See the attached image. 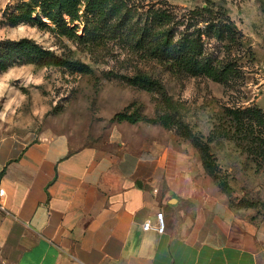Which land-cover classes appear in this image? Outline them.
I'll return each instance as SVG.
<instances>
[{
  "label": "rangeland",
  "instance_id": "obj_1",
  "mask_svg": "<svg viewBox=\"0 0 264 264\" xmlns=\"http://www.w3.org/2000/svg\"><path fill=\"white\" fill-rule=\"evenodd\" d=\"M26 1L0 0V42L31 38L86 63L92 72L15 61L0 73L2 129L66 134L71 142L88 145L119 134L130 141L154 137L189 153L191 165L203 166V153L184 135L186 127L210 148L220 188L231 206L242 214H264V0H131L139 11L154 5L167 8L178 33L189 25L200 26L206 32L204 58L215 67L214 75L164 70L124 38L107 39L91 51L60 35L53 25H14L12 19L22 13ZM202 7L207 11L196 14ZM203 19L212 21L209 29ZM78 33H83V25ZM138 69L163 81L172 102L170 127L147 120L165 105L161 93L124 78ZM123 112L146 119L119 118ZM241 114L239 122L236 115Z\"/></svg>",
  "mask_w": 264,
  "mask_h": 264
},
{
  "label": "crops",
  "instance_id": "obj_2",
  "mask_svg": "<svg viewBox=\"0 0 264 264\" xmlns=\"http://www.w3.org/2000/svg\"><path fill=\"white\" fill-rule=\"evenodd\" d=\"M190 160L154 137L0 127V264H264V214L238 213ZM159 211L165 232L144 230Z\"/></svg>",
  "mask_w": 264,
  "mask_h": 264
},
{
  "label": "trees",
  "instance_id": "obj_3",
  "mask_svg": "<svg viewBox=\"0 0 264 264\" xmlns=\"http://www.w3.org/2000/svg\"><path fill=\"white\" fill-rule=\"evenodd\" d=\"M207 9L202 7L196 14H202ZM203 21L207 22L205 28L209 29L212 21ZM12 22L14 25L22 22H38L47 27L53 25L60 35L78 40L89 46L91 51L105 44L107 39L124 38L147 59L171 72L214 75L213 72L216 71L204 58L203 35L206 32L198 25L194 29L193 25H189L178 33L174 15L167 8L156 5L149 10L139 11L133 7L131 0H29L23 4L22 13L15 16ZM81 25L83 33L79 34ZM15 61L41 66H64L82 73L92 72V68L86 63L59 55L27 37L0 42V73L6 71ZM124 78L131 85L151 93H161L164 109L159 110L155 118L147 120L159 121L170 127L174 117L168 110L172 102L163 81L143 69H138L133 75H126ZM242 115H236L239 122L243 119ZM118 116L132 122L146 119L144 116L139 117L141 115L138 113L126 115L123 112ZM184 135L201 149L206 172L223 188L218 181L217 167L208 145L186 127Z\"/></svg>",
  "mask_w": 264,
  "mask_h": 264
},
{
  "label": "built area",
  "instance_id": "obj_4",
  "mask_svg": "<svg viewBox=\"0 0 264 264\" xmlns=\"http://www.w3.org/2000/svg\"><path fill=\"white\" fill-rule=\"evenodd\" d=\"M5 193V189L0 188V196H3ZM0 206H3V203L0 202ZM156 223H154L151 219H148L144 222L143 228L146 231L155 230L159 235H162L166 229V221H165V213L164 211H159L156 214Z\"/></svg>",
  "mask_w": 264,
  "mask_h": 264
}]
</instances>
